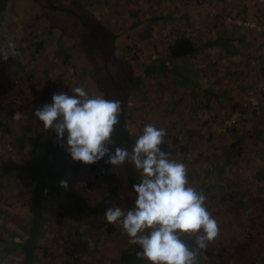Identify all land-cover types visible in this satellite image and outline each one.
Wrapping results in <instances>:
<instances>
[{"label":"crops","instance_id":"1","mask_svg":"<svg viewBox=\"0 0 264 264\" xmlns=\"http://www.w3.org/2000/svg\"><path fill=\"white\" fill-rule=\"evenodd\" d=\"M44 4L45 0H33L20 9L8 2L0 22V46L6 48L8 41H14L17 53L25 50L34 58L33 65L23 68L16 57L5 61L0 54V140L11 137L17 152L15 161L8 160L6 151L0 153V264H48L44 247L48 233L41 227L47 219L58 231L59 264H132L120 259V252L135 244L129 242L119 223H111V230L104 233L98 231L107 208L127 211L134 206L126 202L129 186L121 182V167L106 193L96 191L104 183H94L97 171L82 162L73 171L78 177L75 185L84 193L76 194V189L69 187V179L68 188H62L59 195L35 199L33 164L57 135L51 129L46 131L38 118H32L34 106L30 115V109L24 113L23 105L16 102L1 104L4 95L16 93L18 87L12 82L22 71L25 78L27 72L34 79L49 77L45 88H33L39 90L37 104H45L47 95L58 93L53 84L68 62L78 73L88 75L86 90L90 95H102L90 78V62L96 60L97 53L89 39L85 40L84 29L54 25L52 10ZM56 7L84 14L94 27L115 35L112 44L105 42L111 47L107 49L111 68L117 64L137 80L124 99L123 125L130 152L144 126L151 123L166 129L161 150L170 156L189 152L188 142L196 145L194 141H198L201 145L193 148L199 154L195 150L190 153L210 157V142H224L217 140L226 129L221 126L222 117L237 106L233 88L236 84L255 87L256 79L264 78V0H58ZM89 12L101 23L89 19ZM226 14L254 18L262 28L256 31L225 21ZM178 35L190 37L195 49L172 58L167 45ZM55 60L62 64L61 69L53 64ZM26 93L29 95L28 90ZM218 148L219 160L225 146ZM128 163L140 182V172ZM200 169L203 175L210 170L208 166L197 171ZM211 185L202 181L197 187L204 193ZM139 264L150 262L145 259Z\"/></svg>","mask_w":264,"mask_h":264},{"label":"clouds","instance_id":"2","mask_svg":"<svg viewBox=\"0 0 264 264\" xmlns=\"http://www.w3.org/2000/svg\"><path fill=\"white\" fill-rule=\"evenodd\" d=\"M0 54L5 61L18 57L15 42L8 41ZM72 92L53 93L51 103L36 108L34 114L44 129L56 133L73 161L90 165L107 156L106 163L130 162L141 175L140 183L133 185L134 206L127 211L107 208V222L119 223L129 242L142 249L136 256L150 264H198L200 253L218 237L220 227L208 209L206 195L190 184L187 165L161 150L166 129L149 123L131 152L126 147L113 151L109 146L119 123L121 100L90 95L84 87ZM60 186L67 189L68 182L61 180Z\"/></svg>","mask_w":264,"mask_h":264},{"label":"rangeland","instance_id":"3","mask_svg":"<svg viewBox=\"0 0 264 264\" xmlns=\"http://www.w3.org/2000/svg\"><path fill=\"white\" fill-rule=\"evenodd\" d=\"M37 1L42 3L43 0ZM8 2L11 7H20V9L33 4V0H8ZM22 15H25V13H22ZM95 15L99 16L97 13ZM78 18L79 20L81 19L80 16ZM258 20L261 21L260 18ZM0 48L3 49L5 47L3 45ZM16 61L23 68H28L29 65L34 64V58L28 55L25 50L18 52ZM53 64L61 69L62 64L59 61L55 60ZM103 64L104 68L107 69L106 59L105 61L103 59ZM86 65L88 66L89 64L86 63ZM109 65L112 66L111 63ZM62 70L61 77L53 84L58 93L64 91L72 95L74 94L72 92L73 88L84 87L86 89L89 85L88 75L86 73H78L73 63L64 64ZM25 73V71H22L21 75L12 82L18 87L16 93L4 95L1 100L8 99L9 103L16 102L20 106L23 105L24 113L30 109L31 115L33 106L35 110L37 107L42 106L37 104L40 97L38 95L39 90H34L33 88H45L50 83V79L48 76L34 79L28 72L25 78ZM256 83L260 85L256 84L255 87L248 86L252 89V93H247L243 99L247 100L249 107L254 103H258L261 106L260 114L253 115L249 109V114L241 119L240 123L226 128L222 132L223 135L217 136V140L221 138V141L224 142L217 143L212 140L210 143H212L211 148L213 151H211L212 155L210 157H201L200 155L197 156V154L193 156L190 153V150H195V147L198 148L201 145L198 141H194L196 145L193 142H188L186 146H188L189 152L182 155L179 154L176 157L170 156L171 159L181 161L187 165L188 179L191 185L198 189L197 185L199 182L205 181L212 184L210 189L204 194L207 197L206 203L209 211L219 223L220 233L215 240L209 243L207 249L200 253L198 258V263L200 264H220V258L225 259V264H264V254H262L264 251V187L258 186V184L264 185V78L256 79ZM236 86L241 88L238 84ZM246 86L244 85V87ZM26 90H28L29 95ZM45 101L46 103H51L52 97L47 95ZM235 107H232L230 111ZM229 112L226 111L224 116ZM181 139H189V137H181ZM232 141L239 144L238 150L234 151L229 159L223 160L221 155L218 160L220 155L218 146H226ZM6 143H9L14 149L8 150ZM181 144L179 143V145ZM13 145L14 142L11 137H5L4 141L0 140V153L6 151L9 161L16 160L17 152ZM194 153L199 154L197 150ZM205 166L210 168L208 173L203 175L201 169L197 171L199 167ZM120 167L111 166L95 170L97 171V177L92 179L93 182L104 183L102 189H96L97 192L105 191L106 193L107 189L112 187L114 176ZM69 179L71 181L69 187L76 189V194L84 193L85 190L75 185L78 177L74 175L73 170H68L63 178L66 181ZM44 224H46V227ZM41 227L48 233L44 247L50 248L52 246L54 251V254L50 251L45 252L48 261H50L52 255L59 257V254L56 253V247L60 245V239L58 236V238H55V243H51L52 235L50 231L52 227L56 226L48 219L42 223Z\"/></svg>","mask_w":264,"mask_h":264},{"label":"trees","instance_id":"4","mask_svg":"<svg viewBox=\"0 0 264 264\" xmlns=\"http://www.w3.org/2000/svg\"><path fill=\"white\" fill-rule=\"evenodd\" d=\"M7 2L8 0H0V22ZM45 4L52 10L51 18L54 17V21L52 20L54 25L60 24L64 28L71 27L73 29L78 28L76 26H79L84 29L86 34L85 40L89 39V42H91L93 47L96 48L97 53L96 60L90 62V65H92L93 68L90 75L91 80L95 83L98 90H100L106 99L120 100L123 93L128 92L130 87L136 84L137 80L127 75L119 65L116 64L113 69L109 65V63H111L109 61V54L111 53H109L107 49H111V47H107L105 42L112 44L115 35L106 29L99 30L98 28L94 27L89 21L86 20L84 14L79 13L77 15L71 11L61 10L60 8L56 7V5H58V0H45ZM79 16L82 21L79 20ZM87 16L96 24L101 23V21L94 17L91 12H89ZM101 33L102 35H107V38H103ZM93 35L96 36L97 41ZM194 49L195 45L190 37L186 35H178L168 43L167 54L172 58L182 57L190 54L192 51H194ZM103 55L106 57L107 69L104 68ZM107 70L111 73L114 80L119 83L120 87L111 82L110 77L107 75ZM125 105V100H122L119 124L115 125V131L112 135L113 144L109 146L113 151L116 147L127 146V131L123 125V113L125 110ZM120 138L121 144L119 145ZM64 144L66 145V138L64 139ZM238 146L239 144H237L235 141L228 143V145H226L224 148L223 160L229 159L231 154L238 150ZM106 160L107 156L96 163L90 165L87 164V166L92 171L111 167L112 165L106 163ZM81 164V161L72 160L70 154L65 150V147L61 146L58 140L47 143L39 158L32 167L34 172L33 188L35 199L53 198L54 196L59 195L62 189L60 186V181L63 180L65 173L68 170H75L79 168ZM131 170L132 169L129 163H125L121 166V182L126 186V188L129 186L126 193V202L128 205H134L136 193L133 191V185L140 183L138 179H135L134 174L131 173ZM104 222H107V220L105 219ZM111 228V223L107 222L106 229L111 230ZM185 240L189 241V238L185 237ZM138 251H142V249L139 245L135 244L132 249L122 250L120 252V259L126 263L139 264L140 261L145 259L138 258L136 256ZM220 264H225V259L220 258Z\"/></svg>","mask_w":264,"mask_h":264},{"label":"built area","instance_id":"5","mask_svg":"<svg viewBox=\"0 0 264 264\" xmlns=\"http://www.w3.org/2000/svg\"><path fill=\"white\" fill-rule=\"evenodd\" d=\"M199 1H201V0H199ZM224 20L230 21V22L237 24V25L238 24L245 25V26L250 27L256 31H259L262 28V26H260L254 20V18L240 19L239 17L232 16L230 14H226V15H224ZM235 88H233V90L235 91V93H234L235 97H238L237 98V102H238L237 107H235L228 114H226L224 117H222L221 126L223 128H229L231 126H234V125H237L238 123H240V120L249 114L248 113L249 109L251 110V114H253V115H259L261 112V106L258 103H254L253 105H251L249 107L247 100L243 99V97L247 93H252V89L250 87L238 88L237 86H235ZM1 104H3V105L9 104L8 99H2ZM5 145L7 146V147L6 146L5 147L8 150H12L13 147L9 143H6ZM106 225H107V222L103 221L100 224V226L98 227V231L100 233L106 232ZM44 226L46 227V224H44ZM56 229H57L56 227L51 228V231H50V234L52 235L51 243H55V238H58V235L56 233V231H57ZM47 245H49V244L47 243ZM46 251H48V252L50 251L52 254H54L52 246L50 248L47 247ZM59 262H60L59 257L57 255H52V259L50 261H48V264H59Z\"/></svg>","mask_w":264,"mask_h":264},{"label":"water","instance_id":"6","mask_svg":"<svg viewBox=\"0 0 264 264\" xmlns=\"http://www.w3.org/2000/svg\"><path fill=\"white\" fill-rule=\"evenodd\" d=\"M66 10H68V9H66ZM81 20V19H80ZM82 21V20H81ZM92 32V31H91ZM94 36V38H95V40H97V38H96V36L95 35H93ZM103 59H104V61H105V57H103ZM107 75L110 77V79H111V82L112 83H115L116 85H118L119 87H120V85H119V83L117 82V81H115L114 80V78L112 77V75H111V73L110 72H108L107 71ZM124 98H125V93H123V95H122V97H121V102H122V100H124ZM119 120H120V116H119ZM119 124V123H118ZM121 144V138L119 139V145Z\"/></svg>","mask_w":264,"mask_h":264}]
</instances>
